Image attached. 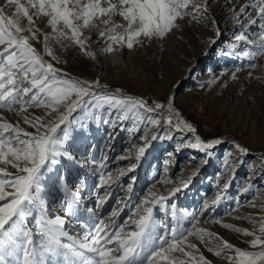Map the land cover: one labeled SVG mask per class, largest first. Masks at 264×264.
<instances>
[{"label":"snow or ice","instance_id":"6c2138e0","mask_svg":"<svg viewBox=\"0 0 264 264\" xmlns=\"http://www.w3.org/2000/svg\"><path fill=\"white\" fill-rule=\"evenodd\" d=\"M208 4L209 0H5V4L0 5V264H210L199 253L197 245L188 242L191 236H197L206 247L212 240L219 241L207 250L217 257L222 256L228 264H264V216L259 220L247 217L257 225L253 231L223 224L227 229L252 237L248 241L252 250L241 249L203 228L183 229L180 225L182 217L177 215L175 204L170 206L171 222L160 219L156 215L158 206L168 215L165 206L171 196L181 191L179 187L171 189L167 197L148 191L122 223L116 222L121 211L117 208L107 221L95 219L83 235L75 236L65 226L67 216H75L81 209L80 192L64 184V216L49 213L43 194L47 174L53 173L62 159L75 161L70 141L76 126L85 128L87 120L99 123L96 112L105 106L116 115L115 120H104V123L115 126L117 122L132 120L129 129L132 132L140 131L139 126H144L145 131L140 136L143 145H132L129 150V155L135 151L137 160L144 156L151 142L159 138V132L151 137L147 132L153 126L159 127L162 120L168 128L194 134L193 139L187 141L188 146L208 155L211 154L209 150L223 141L205 140L196 134V127L174 107V98L149 106L143 98L122 94L120 89L96 91L107 88L99 81L66 78L30 41L39 42L43 35L44 54L57 62L60 58L50 47L53 41L62 47L67 41L94 57L95 53L87 52L85 30L98 29L97 21L104 25L99 36L111 41L105 51H113L114 44H125L132 49L141 43L142 37L163 38L178 27L177 21L185 16L206 20ZM8 6L14 7L11 15L6 12ZM232 14L234 24L240 26L234 41L254 47L240 55L250 60L264 55V0H246L239 11L233 9ZM41 17L47 18L50 32H43L37 26L36 21ZM116 17L125 23H116ZM23 20L27 23H22ZM212 23L219 37L220 26L215 19ZM256 25L261 30L258 42L248 37L249 28ZM25 32L28 35H24ZM211 43L215 44L216 40L212 39ZM237 47V43H232L226 54H233ZM249 66L255 67V64ZM30 108L47 111L44 117H31L28 114ZM4 112L21 116L34 131H26L19 121L9 122ZM152 113L157 115H146ZM74 114H79L80 118ZM234 147L240 153L249 151L239 144ZM9 167L15 172H9ZM100 167L105 165L102 163ZM135 167L136 164L131 165L128 171ZM231 167L225 160V168ZM118 171L120 176L126 174L124 169ZM130 179L129 192L135 177ZM118 181L119 177H113L108 171L100 174L98 186L110 189L115 183L120 187ZM190 182L191 178L180 181L184 187ZM228 187L229 183L225 182L223 189ZM109 198L110 191L98 198L97 207ZM221 199L222 196L217 194L205 211ZM87 211L96 215L91 208ZM193 221L195 228L199 220L193 216Z\"/></svg>","mask_w":264,"mask_h":264},{"label":"rangeland","instance_id":"374dc122","mask_svg":"<svg viewBox=\"0 0 264 264\" xmlns=\"http://www.w3.org/2000/svg\"><path fill=\"white\" fill-rule=\"evenodd\" d=\"M245 3L246 0H209L206 20L185 16L177 21L178 27L163 38L142 37L141 43L132 49L125 44H114L111 52L105 51L111 41L99 36L104 25L97 21L98 29L85 30L87 52L95 53L94 57L67 41L64 47L53 41L50 47L60 58L57 62L44 54L43 35L39 42L30 41L66 78L99 81L107 88L96 91L120 89L122 94L143 98L149 106L174 98V107L196 127V134L205 140L223 141L209 150L211 154L208 155L188 146L187 141L193 139L194 134L168 128L162 120L159 127L153 126L147 132L149 137L159 132V138L152 141L144 156L137 160L135 151L129 155V150L132 145H143L140 136L145 131L144 126L132 132L129 130L132 120L117 122L115 126L104 123V120H115L116 113L106 106L101 108L96 112L99 123L87 120L85 128L76 126L77 130L72 133L70 151L75 161L62 159L44 181L43 194L52 215H65L66 197L62 191L65 183L80 192V211L75 216H67L65 227L70 234L83 235L95 219L107 221L117 208L121 211L115 219L122 223L148 191L167 197L171 189L179 187L181 191L171 196L165 206L168 215L158 206L156 215L160 219L171 222L170 206L175 204L183 229L203 228L241 249L252 250L248 244L252 237L223 227V224H231L253 231L257 225L247 217L259 220L264 216V55L250 60L240 53L249 48L254 50V47L234 41L240 26L234 24L232 10L239 11ZM4 4L5 0H0V5ZM6 12L11 15L14 7L8 6ZM212 19L220 26L219 37ZM115 22L125 23L120 17H116ZM36 23L43 32L51 31L47 18L41 17ZM260 33L258 25L251 26L249 40L257 41ZM212 39L216 40L215 44L211 43ZM232 43H237L238 47L233 54L227 55ZM46 111L30 108L28 114L44 117ZM3 115L14 124L19 121L26 131H34L16 113L4 112ZM74 115L80 118L79 114ZM146 115L155 117L157 114ZM235 144L247 148L248 153H240ZM122 156L125 158L121 159ZM225 160L230 162L231 169L225 168ZM102 163L104 168L100 167ZM133 164H136L135 169L128 171ZM119 169H124L126 174L120 176ZM8 171L15 172L10 167ZM108 171L113 177H119L120 187L115 183L110 189L98 186L100 174ZM131 177H135V181L129 192L127 185L132 183ZM189 178L191 182L184 187L180 181ZM225 182L229 183L226 190L223 189ZM109 191L111 198L97 207L98 198ZM217 194L222 199L205 211ZM89 208L94 210L95 216L87 211ZM193 216L199 220L195 228ZM188 242L197 245L199 253L210 264H228L222 256L217 257L207 250L219 241L212 240L206 247L197 236H191Z\"/></svg>","mask_w":264,"mask_h":264},{"label":"bare ground","instance_id":"6f19581e","mask_svg":"<svg viewBox=\"0 0 264 264\" xmlns=\"http://www.w3.org/2000/svg\"><path fill=\"white\" fill-rule=\"evenodd\" d=\"M97 148H98V146H97ZM95 152V151H94Z\"/></svg>","mask_w":264,"mask_h":264}]
</instances>
